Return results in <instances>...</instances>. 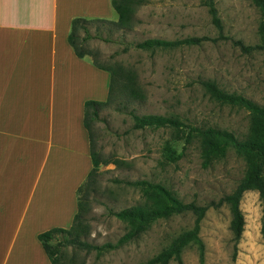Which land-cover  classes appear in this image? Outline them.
<instances>
[{
	"label": "rangeland",
	"instance_id": "obj_1",
	"mask_svg": "<svg viewBox=\"0 0 264 264\" xmlns=\"http://www.w3.org/2000/svg\"><path fill=\"white\" fill-rule=\"evenodd\" d=\"M143 1L136 10L133 31L115 26L118 15L113 10L112 20L89 26L94 39L85 45L100 64L134 72L145 96L136 100L126 94L117 95L116 104L102 109L92 127L97 149L103 159L110 161L99 169L96 191L82 195L84 215L79 234L83 241L96 246L116 245L130 229L111 212L146 201L140 189L115 181H148L171 190L184 203L209 205L231 194L247 169L245 161L234 151L206 167L199 142L186 141L188 128L180 132L136 129L131 112L139 116L172 117L186 126L223 129L244 139L250 130L249 114L211 99L202 82H215L225 92L264 107V54H247L236 45L260 43L262 18L250 0H215L222 33L213 25L201 0ZM80 34L84 36L83 32ZM190 38L206 41L198 46L154 52L135 48L137 43L150 39L173 42ZM168 143L182 155L177 163L165 159L164 148ZM114 160L120 161L121 166ZM241 209L246 226L237 248L230 231L229 206L208 211L200 233L206 247L205 264H264L259 194L247 192ZM194 223L191 214L159 220L136 242L101 257L95 252L65 247L59 264H147L178 236L191 230ZM183 264H201L197 246L191 245L184 251Z\"/></svg>",
	"mask_w": 264,
	"mask_h": 264
},
{
	"label": "crops",
	"instance_id": "obj_2",
	"mask_svg": "<svg viewBox=\"0 0 264 264\" xmlns=\"http://www.w3.org/2000/svg\"><path fill=\"white\" fill-rule=\"evenodd\" d=\"M112 0H0V264H52L38 236L69 230L93 169L85 104L111 74L78 58L72 22L112 20Z\"/></svg>",
	"mask_w": 264,
	"mask_h": 264
},
{
	"label": "trees",
	"instance_id": "obj_3",
	"mask_svg": "<svg viewBox=\"0 0 264 264\" xmlns=\"http://www.w3.org/2000/svg\"><path fill=\"white\" fill-rule=\"evenodd\" d=\"M250 1L259 10L262 18L259 27L260 43L256 46H245L243 43L237 42L236 45L240 46L242 51L247 54L254 52L264 54V0ZM143 4V0H112L113 9L118 15V22L115 23V26L122 30L133 31L135 28L136 10ZM201 4L207 9L213 25L222 33L223 26L215 0H201ZM95 22L107 23L106 20L89 21L82 18L75 19L72 22L68 42L78 58H92L93 64L98 69L111 74L110 93L106 102L89 101L85 104L84 126L90 136L93 169L86 182L78 190V213L74 218L72 227L69 230L54 229L38 236L51 263H60L62 249L65 247H75L87 253L95 252L97 257H101L106 252L136 242L149 230L152 224L159 220H168L175 216L191 214L195 217L193 228L178 236L167 249L148 261L147 264H171L173 262L183 264V253L191 245L197 246L200 263L205 264L206 247L200 237V233L202 222L208 211L211 208L218 209L223 205L229 206L231 212L230 231L233 235L235 247L237 248L242 240L246 226L245 216L241 209V202L244 195L250 191L259 194L262 207L261 234L264 239V107L243 96L225 92L215 82L205 81L202 82V86L210 95L211 99L221 105L239 108L249 114L250 130L244 139H240L234 133L223 129L186 126L180 120L172 117L154 115L139 116L135 112H131L130 115L135 122L136 129H168L180 132L184 128H188L189 131L186 141L188 144L193 140L199 142L201 157L206 167L214 160L224 159L230 151H234L237 156L245 161L247 166L245 176L237 188L231 194L225 195L218 203L212 202L209 205H198L195 202L184 203L171 190L148 181H115L117 184L125 183L130 187L140 189L145 197V203L119 212H111L112 216L127 223L130 227L129 231L116 245L107 244L96 246L82 240L79 234L82 231L81 220L84 215L82 195L96 191L99 169L101 166L110 163V161L102 158L100 151L96 147L92 135L93 124L99 120V114L102 109L116 104L117 95L126 94L136 100L145 98L134 72L118 66H104L96 60L95 55L86 50L85 45L94 39L90 34L89 26ZM80 32H83L84 36H81ZM103 41L113 42L110 39H104ZM204 41H206L205 38H190L173 42L150 39L137 43L135 48L142 51H164L185 46H198ZM164 154L165 159L169 163H177L182 157L169 143L165 145ZM113 163L118 167L121 166V162L118 160H114ZM59 238L63 239L59 240ZM54 242H56L55 246H50Z\"/></svg>",
	"mask_w": 264,
	"mask_h": 264
}]
</instances>
